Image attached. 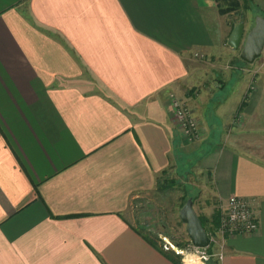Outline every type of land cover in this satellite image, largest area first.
I'll return each instance as SVG.
<instances>
[{"label":"crops","instance_id":"1","mask_svg":"<svg viewBox=\"0 0 264 264\" xmlns=\"http://www.w3.org/2000/svg\"><path fill=\"white\" fill-rule=\"evenodd\" d=\"M211 15L215 0H0V264H173L127 212L181 158L207 174L206 232L233 195L258 219L218 236L215 264H264V50L230 65Z\"/></svg>","mask_w":264,"mask_h":264},{"label":"rangeland","instance_id":"2","mask_svg":"<svg viewBox=\"0 0 264 264\" xmlns=\"http://www.w3.org/2000/svg\"><path fill=\"white\" fill-rule=\"evenodd\" d=\"M252 3L253 10L246 11L240 9L237 13H231L221 17L211 15L210 23L216 24V21H218L219 24L232 27L238 21L242 20V23L245 25V32H247L253 26L254 19L257 16L264 18V5L260 8L253 0L251 1V5L249 3H246V5L251 7ZM214 14L217 13L215 12ZM226 40L228 41L229 37ZM234 53L236 56L229 61L230 65H235L240 60V50H235ZM261 59L262 55L252 64L242 63L241 65L245 67L254 66L259 64L262 61ZM180 100L185 103L182 99ZM191 162L192 160L190 159H179L180 170L176 174L171 169L170 171L168 169L161 175L162 180L166 178L173 179L175 181L174 186L163 191L156 190L142 195L140 198L132 201V205L127 212V218L132 226H140L149 237H154L157 246L161 247L164 252H170L172 255L175 254L171 250V246L185 248L190 243L185 230L186 225L179 218V211L187 199L190 198L193 200V209L199 218L203 219L200 215H203L202 211L204 209L208 212V209L205 208V199H208L209 193L207 192L210 189L206 179L207 174L204 170L202 172L200 171L198 168L200 165L196 161ZM192 164L196 166H192ZM188 171L191 175H188ZM201 207H203V210ZM211 258L214 260V257ZM210 261L208 263L212 264Z\"/></svg>","mask_w":264,"mask_h":264},{"label":"built area","instance_id":"3","mask_svg":"<svg viewBox=\"0 0 264 264\" xmlns=\"http://www.w3.org/2000/svg\"><path fill=\"white\" fill-rule=\"evenodd\" d=\"M168 102L172 109V121L175 127L179 130L183 138L188 143H193L198 139V122L191 114L184 102L174 94L168 96ZM216 228L207 231L210 239V245L206 248H198L191 243L188 247L180 248L171 246L173 253L180 257L182 264H206L212 254L209 253V248L219 244L218 236L232 237L237 234L253 233L258 229V219L256 213L249 205L248 201L238 196H230L225 208L222 210ZM215 247L212 249L214 252ZM168 250V249H166ZM205 255L208 257L204 259Z\"/></svg>","mask_w":264,"mask_h":264},{"label":"water","instance_id":"4","mask_svg":"<svg viewBox=\"0 0 264 264\" xmlns=\"http://www.w3.org/2000/svg\"><path fill=\"white\" fill-rule=\"evenodd\" d=\"M228 44L234 50H240L239 59L247 64H252L258 59L264 50V18L257 16L253 26L245 32L243 23L232 28ZM179 218L186 225V233L190 243L198 248H206L210 245V239L201 219L193 209L192 199H187L179 211Z\"/></svg>","mask_w":264,"mask_h":264},{"label":"trees","instance_id":"5","mask_svg":"<svg viewBox=\"0 0 264 264\" xmlns=\"http://www.w3.org/2000/svg\"><path fill=\"white\" fill-rule=\"evenodd\" d=\"M251 1L252 0H215L216 2V7H217V12L220 16H224V15H228V14H231V13H237L240 9H244L246 11L248 10H253V3H252V6L249 7L246 5V3H249L251 5ZM239 23H242V20L238 21L236 24H234L232 27H234L235 25L239 24ZM239 62L241 63H244L243 61L241 60H238ZM245 103L242 102L240 104V109L238 108V111L241 110V107H243ZM163 174V173H162ZM162 177V176H161ZM165 182V183H164ZM175 184V181L173 179H159L158 180V185H157V191H163V190H166L168 188H172ZM190 199V198H189ZM193 201V200H192ZM201 219V218H200ZM202 221V224L204 226L205 224V221H203V219H201ZM219 222V221H218ZM213 228H216V225L213 226ZM204 229H205V226H204ZM146 240L152 245L154 246L155 248L159 249L157 246H156V242H155V239L154 237H148L146 238ZM162 250V249H161ZM163 253V252H162ZM209 253L212 254L213 251L211 248H209ZM164 256L169 260L171 261L173 264H181L180 262V258L178 256H175V255H172L170 252H164ZM211 260V261H210ZM210 262L212 264H215V261L210 258ZM208 261V262H209ZM210 264V263H208Z\"/></svg>","mask_w":264,"mask_h":264},{"label":"clouds","instance_id":"6","mask_svg":"<svg viewBox=\"0 0 264 264\" xmlns=\"http://www.w3.org/2000/svg\"><path fill=\"white\" fill-rule=\"evenodd\" d=\"M208 257L205 255L204 259L206 260Z\"/></svg>","mask_w":264,"mask_h":264}]
</instances>
